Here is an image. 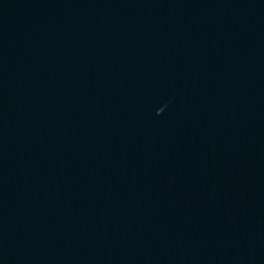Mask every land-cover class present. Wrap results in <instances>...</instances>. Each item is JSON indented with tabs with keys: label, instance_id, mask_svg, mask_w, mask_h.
Returning a JSON list of instances; mask_svg holds the SVG:
<instances>
[{
	"label": "water",
	"instance_id": "95a60500",
	"mask_svg": "<svg viewBox=\"0 0 264 264\" xmlns=\"http://www.w3.org/2000/svg\"><path fill=\"white\" fill-rule=\"evenodd\" d=\"M0 264H264V0H0Z\"/></svg>",
	"mask_w": 264,
	"mask_h": 264
}]
</instances>
